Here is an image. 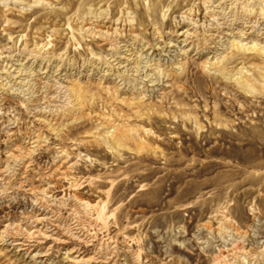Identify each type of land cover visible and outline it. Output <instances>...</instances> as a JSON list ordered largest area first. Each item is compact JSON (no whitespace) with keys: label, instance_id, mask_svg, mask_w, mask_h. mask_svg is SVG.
I'll list each match as a JSON object with an SVG mask.
<instances>
[{"label":"rangeland","instance_id":"374dc122","mask_svg":"<svg viewBox=\"0 0 264 264\" xmlns=\"http://www.w3.org/2000/svg\"><path fill=\"white\" fill-rule=\"evenodd\" d=\"M0 264H264V0H0Z\"/></svg>","mask_w":264,"mask_h":264},{"label":"bare ground","instance_id":"6f19581e","mask_svg":"<svg viewBox=\"0 0 264 264\" xmlns=\"http://www.w3.org/2000/svg\"><path fill=\"white\" fill-rule=\"evenodd\" d=\"M187 34V33H186ZM183 35V34H182ZM185 36H187V35H185ZM208 39V38H207ZM207 41V40H206ZM205 43V42H204ZM237 47V46H236ZM235 48V47H234ZM151 118V117H150ZM123 133V132H122ZM23 244V243H22Z\"/></svg>","mask_w":264,"mask_h":264}]
</instances>
